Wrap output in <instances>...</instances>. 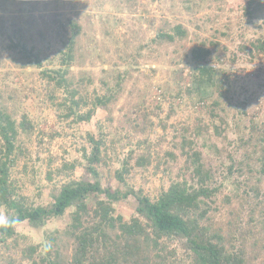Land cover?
Listing matches in <instances>:
<instances>
[{"label": "trees", "instance_id": "16d2710c", "mask_svg": "<svg viewBox=\"0 0 264 264\" xmlns=\"http://www.w3.org/2000/svg\"><path fill=\"white\" fill-rule=\"evenodd\" d=\"M212 1L215 0H178L188 13L210 8ZM5 2L29 6L20 7L21 13L14 20L23 19L14 21L10 31L4 17H0V40L7 42L0 47V69L11 66L18 69L0 72V207L5 208L6 216L18 220L10 227H0V264L24 261L29 264H256L264 251V69L255 70L254 96L238 101V113L232 114V122L238 126L236 138L228 139L223 133L226 128L215 124L216 133L223 135L227 145L232 146L228 151L230 163L226 172L220 173L221 177L196 145L195 137L210 128L201 118L193 129L181 127L182 139L176 144L189 178L173 181L155 199L144 194L141 188L135 190L128 186L125 175L132 168L148 169L156 162L155 171H158L160 164L170 165L169 159H177L171 150H165L164 156L159 151L155 155L150 135L153 121L147 108L139 107L142 119L127 112L118 126L126 130V139L131 145V135L139 138L122 160V167L115 170L116 185L103 186L99 168L108 164L110 142L112 146L117 142L115 138L110 139L102 121L95 118L100 110L109 112L112 118L111 106L118 102L129 71L109 73L101 79L100 90L92 88L95 80L86 69L73 72V66H83L98 52L91 27H85L81 19L92 9L103 32L112 34L121 20L113 13L132 11L136 0H0V5ZM37 6L42 11L40 17H48L43 26L36 23L38 17L32 12L25 13ZM242 7L241 20L258 27L257 35L250 39L245 38L246 28L235 36L231 27L229 31L216 28L207 35V22L213 21L210 16L190 19L193 31L181 22L163 19L157 25L156 19L151 18L150 25L156 34L134 48V53L139 55L146 48L154 52L159 47L170 46L178 52L191 40L180 62L172 60L171 63H193L192 80L186 92L190 96L196 94L204 103L210 100L209 117L219 118L221 124L227 120L220 111L226 110L225 104L232 100L233 94L227 84L231 72L218 63L230 52L214 36L240 39L238 52L231 55L233 61L240 58V53L252 60L264 57V0H246ZM124 42V45L130 43L127 38ZM119 48L127 52L126 46ZM28 67L36 68L40 74L46 95H41L26 79L20 84L14 82L13 76L25 75ZM184 67L178 70L179 80L184 75ZM251 100L254 102L250 103ZM34 102L41 110H52L56 117L57 125L52 132L40 131V142H44L45 136L54 140L66 128L79 130L80 127L85 132L80 131V136L88 141L81 147L83 161L64 159L53 168L54 159L49 158L48 180L53 181L55 176L68 179L49 189L51 200L45 204L20 196L12 176L18 160L30 154L22 136H33L35 117L31 118L28 104ZM174 112L171 107L168 115L159 120V126L165 131L167 120ZM242 122L243 128L239 125ZM78 167H82L84 175L75 178ZM230 178H234V192L223 195V202L230 207L225 218H221L217 202L226 186L224 180ZM130 195L136 198L137 215L127 221L115 213L114 205ZM69 208L74 209L65 230L47 232L44 243L20 244L23 237L16 229L17 224L27 222L33 227H42L52 217L64 215ZM174 242L181 244L182 253ZM260 263L264 264V258Z\"/></svg>", "mask_w": 264, "mask_h": 264}, {"label": "rangeland", "instance_id": "374dc122", "mask_svg": "<svg viewBox=\"0 0 264 264\" xmlns=\"http://www.w3.org/2000/svg\"><path fill=\"white\" fill-rule=\"evenodd\" d=\"M245 1L215 0L210 4V8L204 7L202 11L188 13L183 9L178 0H136V7L132 11L125 10L124 12L117 11L113 13V15L118 16L121 20L116 24L112 34L103 32L102 25L94 15V10H87L81 21L85 27H91L89 30L96 37L98 52H96L93 58L86 60L83 66H73V72L86 69L95 80L92 88L100 90L102 89L101 79L108 77L109 73L129 71V76L123 84L124 88L118 102L111 106L112 118L108 116L109 112L103 110H100L95 118L102 121L104 128L110 133V139L111 137L115 138L117 142L115 146H112L110 142L108 164L102 165L99 168L103 186H107L110 183L116 185L115 170L122 167V160L127 156L129 149L133 147L132 145L139 138V136L131 135L133 139L131 145L129 139H126V130L118 129V126L123 121V116L127 112L133 113L132 117L139 116L142 119L143 114L139 111V107H146L149 118L153 121L150 135L155 145L153 148L155 155L159 151L160 155L164 156L165 150H171L177 154V159H169L170 165L166 163L160 164L158 171H155L156 162L151 164L148 169L132 168L131 172L125 175V181L128 186H132L135 190L141 188L144 194L155 199L160 190L168 188L173 181H182L187 177L189 178V173L187 174L184 168V157L179 154L180 148L176 147V144H179L182 139L183 131H181V127L189 126L193 129L196 123L200 122L201 118H203L205 123L210 124V128L202 136L195 137L196 145L203 151L207 160L215 165L219 177H221V172H226L225 168L230 163L228 151L232 150V146L227 145L228 141L223 135L216 133L215 124L226 128L223 133L228 136V139L236 138L238 135L236 127L238 126H235L234 121L232 122L234 119L232 114L234 112L238 113V109L236 108L239 103L238 101H243L254 96V91L257 89L255 70L259 67L264 69V57L252 60L248 55L240 53V58L237 61H233V56L231 55L233 52H238L237 45L240 39L233 41L228 37L214 36V38L218 37L222 45H227L229 48L228 54L230 52L229 56L224 57L218 63L231 72V77L227 84L231 87L233 94V96L231 95L233 97L232 100H227L225 104L226 110L220 111L221 115L225 116L227 120L226 124H221L219 118L214 119L209 117L207 109L209 108L208 104L210 100L204 103L198 99L196 94L190 96L186 92V87L190 86L192 80L191 69L193 63L177 62L176 65L171 63L172 60L180 62L182 54L185 49L189 48L191 40L190 42H186L185 48H179L178 52L173 49V46H170L168 48L159 47L154 52L146 48L139 55L138 53H134V48L140 43H146L156 34L154 26L150 25L151 18L156 19L157 25L163 19L181 22L190 31H193L194 26L190 24V19H194L195 17L204 19L203 17L210 16V19H213V21L207 22L209 27L207 35L214 32L216 28L229 31L231 27V32L235 36L236 33L246 28L248 32L245 38L250 39L257 35L258 27L253 24L249 25L241 20L242 5ZM25 6L29 5L12 2H5V4L0 5V17H4L9 31L12 29L14 21H21L23 19L18 18L14 20V17L17 13H21L20 7L25 8ZM30 7H33V5H30ZM31 12L38 17L36 23L39 26H43L48 22L47 15L44 19L40 17L42 11L39 6L25 13L30 14ZM202 33L206 35V32L203 31ZM126 38L129 39L130 43L124 45ZM6 43V40H0V47ZM119 46H126L127 52L123 48L120 49ZM184 65V75L179 80L178 70L183 68ZM8 69L18 71L17 68L11 66L4 68V70L0 69V72ZM25 79L30 85L39 89L41 95H46L47 91L44 87V81L41 79L36 68L28 67L25 75L13 76L14 82H18V84L26 81ZM179 93L181 95H178ZM253 102L254 100L250 101V103ZM159 105L161 106L160 109L157 108ZM171 107H173L175 112L167 120L168 128L165 131L159 126V120L168 115ZM40 108L38 103L28 104L31 118L32 116L35 117V129L31 138L26 137V135L22 137L25 140L26 149L30 154L18 160L16 166L13 168L12 176L17 182V193L20 196L25 197L26 200L34 201L36 204H45L51 200V191L49 189L55 183H63L68 179V177L55 176L56 178L53 181L48 180L46 175L50 168L49 158L54 159L51 164L53 168L60 165L64 159H79L83 161L81 147L87 144L88 141L84 136H80V131L85 134L83 128L80 127L79 130L66 128L65 133L57 136L54 140H50L49 137L45 136L44 142H40V131L52 132L57 125L54 112L50 109L41 110ZM239 125L243 128L244 123L242 122ZM211 144L213 145L211 146ZM184 173L185 176H183ZM82 175H84V171L82 167H78L74 177L79 178ZM233 180L234 178L224 180L226 186L222 188L219 201L217 202V206L220 208L218 217L225 218L228 211L227 208L230 207L226 206L222 197L225 194L234 192ZM122 186L125 187L124 184ZM114 206L116 208L115 213L121 214L127 221H130L132 217L137 215V201L133 195L116 202ZM73 209L69 208L62 216L52 217L42 227H33L27 222L17 224L16 229L21 237H23L20 240V244L23 246L31 243H44L47 232L57 229L61 231L65 230L71 220ZM0 215H6L4 207H0ZM173 245L182 253V247L179 242H174ZM263 258L264 251L256 264H261L260 262ZM22 264H29V262L24 261Z\"/></svg>", "mask_w": 264, "mask_h": 264}, {"label": "clouds", "instance_id": "9594fccd", "mask_svg": "<svg viewBox=\"0 0 264 264\" xmlns=\"http://www.w3.org/2000/svg\"><path fill=\"white\" fill-rule=\"evenodd\" d=\"M15 223H18V220L11 219L6 215H0V227H10Z\"/></svg>", "mask_w": 264, "mask_h": 264}]
</instances>
